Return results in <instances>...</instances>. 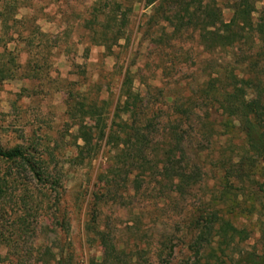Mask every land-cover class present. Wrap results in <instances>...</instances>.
<instances>
[{
    "label": "rangeland",
    "instance_id": "rangeland-1",
    "mask_svg": "<svg viewBox=\"0 0 264 264\" xmlns=\"http://www.w3.org/2000/svg\"><path fill=\"white\" fill-rule=\"evenodd\" d=\"M108 1L30 0L28 8L18 9L4 26L0 24V63L4 62L1 53L5 46L17 54L19 66L14 79L0 82V147L36 148L41 152L42 165L59 184L48 198L39 196L45 203L44 210L33 215L45 218L36 231V245L44 243L59 249L62 257L69 256L73 264H89L103 255L102 249L85 235L83 227L89 194L97 186V174L105 167L103 156L108 148L81 166L69 161L74 153L77 125L65 115L69 97L77 101L82 96L85 103L97 105L103 101L110 117L119 100L123 77L128 73L133 91L140 94L143 106L154 117H163L172 102L190 103L193 126L186 131L183 141L187 144L190 161L200 169V181L187 195L173 202H161L164 191L148 189L133 201L132 212L128 208L108 206L101 215L102 223L112 227L120 243L149 250L148 256L154 264H181L187 257L183 242L189 213L198 209L209 211L222 203L224 207L230 205L229 195L220 198L224 184L222 173L244 164L241 135L223 136L218 127L219 119L210 108L211 102L201 92L226 64L246 62L244 58L252 47L247 43L233 53H207L198 45L194 32H181L174 39L164 37L169 29L157 24V17L150 8L143 9V0H122L123 7L132 5L125 31L127 42H118L109 54L103 47L90 44L92 31L85 25L89 20L88 8L105 5ZM214 1L223 21H227L230 17L227 0ZM4 6L0 4L1 13ZM11 6L9 3L6 9ZM261 7L264 0L255 6L256 10ZM12 17L24 18V21L13 24ZM38 33L44 37H39ZM27 60H30L28 66L25 65ZM84 124L87 128L92 126L88 120ZM76 144L81 145L80 141ZM219 161L223 164H218ZM256 167L261 166L257 163ZM9 169H13L10 164L0 162V174ZM251 174V181L264 183L258 174ZM242 180L244 203L241 206L252 204L259 214L252 216L234 211L226 217L232 225L244 227L248 233L241 248L260 253L264 247V192L252 197L256 188L246 179ZM16 185L9 186V197L0 202V209L5 211L0 217L5 237H11L16 230L12 226L20 206ZM59 219L65 223L63 229L55 223ZM163 229L166 249L159 253L156 237ZM168 247H172L170 255ZM5 251L0 247V257ZM11 263L5 260L0 264Z\"/></svg>",
    "mask_w": 264,
    "mask_h": 264
},
{
    "label": "trees",
    "instance_id": "trees-1",
    "mask_svg": "<svg viewBox=\"0 0 264 264\" xmlns=\"http://www.w3.org/2000/svg\"><path fill=\"white\" fill-rule=\"evenodd\" d=\"M8 1L12 6L6 9L9 3L0 0V4L5 5L3 13L0 12L2 26L18 9L30 6V0ZM262 1L227 0L230 17L223 21L214 0H143V9L150 8L157 17V24L169 29L164 37L174 39L181 32H194L198 45L207 53H233L247 43L252 47L244 58L246 62L226 64L201 92L209 98L223 136L241 135L244 164L222 173L224 184L220 198L229 195L230 205L224 207L222 203L209 211L198 209L189 213L183 242L187 257L181 264H264V247L260 253L242 249L248 233L244 227L232 225L226 217L234 211L252 216L259 214L252 204L241 206L244 203L243 178L256 188L252 197L264 192V183L250 179L255 172L264 181V168H261L264 166V7L255 8ZM122 5V0H109L105 5L88 8L89 20L85 25L92 31L90 44L103 47L109 54L118 42H127L125 31L132 5ZM11 21L20 24L24 18L15 20L12 17ZM38 36L44 37L39 33ZM1 54L4 62L0 63V82L14 79L19 69L17 54L5 46ZM29 64L27 60L25 65ZM79 98L76 101L69 97L65 110L68 119L77 123L74 141L81 143H74L69 161L81 166L108 148L103 156L105 167L97 174V186L89 194L83 227L85 235L102 249L103 255L89 264H154L148 256L149 250L120 243L112 227L102 223L101 215L108 206L128 208L132 212L136 197L146 194L148 189L164 191L161 202H173L187 195L200 181V169L190 161L187 144L183 141L186 131L193 126L190 103L172 102L163 117H154L143 106L140 94L133 91L128 73L123 77L119 100L110 117L105 102L97 105L85 103L82 96ZM86 120L92 123L91 127L85 126ZM41 156V152L30 146L0 147V162L10 164L15 170L0 174V202L9 197V186L17 183L20 205L13 219L12 226L16 230L11 237H5L0 228V247L6 250L0 263L11 260V264H73L69 256L62 257L59 249L44 243L36 245V231L45 218L33 215L44 210L45 203L39 196L48 198L59 188L58 182L42 165ZM257 163L260 168L256 167ZM4 212L0 209V217ZM55 223L61 229L65 226L62 219ZM165 234L163 229L156 237L159 253L166 249ZM167 249L170 255L172 247Z\"/></svg>",
    "mask_w": 264,
    "mask_h": 264
}]
</instances>
